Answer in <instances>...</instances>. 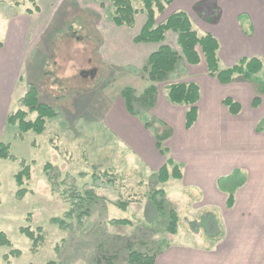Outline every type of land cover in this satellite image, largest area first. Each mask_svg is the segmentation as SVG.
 Segmentation results:
<instances>
[{
  "label": "rangeland",
  "instance_id": "1",
  "mask_svg": "<svg viewBox=\"0 0 264 264\" xmlns=\"http://www.w3.org/2000/svg\"><path fill=\"white\" fill-rule=\"evenodd\" d=\"M41 1L0 0V41L5 44L10 37L11 55L19 37L10 28L13 16L27 15L26 9L34 3L41 7ZM83 1L64 0L59 9L62 20L40 37L33 51L26 47L22 53L19 78L23 81L15 93L34 84L40 99L58 114L48 120L41 134L29 131L19 138L16 126L0 127V141L9 143L10 153L16 157L0 159V230L11 242L10 246H0V264H46L48 260L56 264H127L129 242L134 244L131 248L157 256L159 264H264V242H253L256 229L244 206L248 203L249 207L251 181L237 191V201L235 198L231 208L225 206V194L215 188L216 177L236 167L250 172L255 162L251 152L262 139L254 126L264 117V93L259 92H264V72L248 82L238 78L221 86L209 78L203 62L190 66L179 60L166 83L199 84L201 100L196 123L188 130L184 128L186 107L166 100L164 83H156V106L131 116L123 109L119 93L129 86L140 94L150 85L141 67L158 44L133 42L141 28L138 19L132 28L109 36L117 47L122 44L119 52L123 59L120 66L116 60L112 62L116 68L106 65L101 49L106 46L108 28H117L107 14L110 4L103 0ZM42 14L45 18L46 6ZM165 43L179 52L172 32ZM220 65L224 67L222 62ZM85 71L90 74L84 75ZM230 95L242 102L237 115L229 114L221 103ZM255 96L261 103L253 108L251 100ZM208 103L211 112H207ZM18 106L15 99L9 109L13 111ZM153 117L166 123L152 121ZM146 118L150 125L145 130L142 127ZM167 126L173 133L163 145L169 149L167 156L182 166L183 178L161 185L153 175L164 156L154 148L153 134ZM132 143L139 145L141 152ZM22 161L30 164L31 177L25 184L29 191L18 199L14 174ZM46 162L61 173L57 190L43 172ZM235 177L247 175L239 173ZM71 183L79 191L93 186L96 196L88 215L81 221L66 219L70 226L62 228L52 223V218L63 217L69 209L62 190ZM225 183L224 178L219 180V184ZM162 186L179 213L175 234L165 230L166 219L157 215L149 201L150 190ZM258 198L259 204H264V194L260 192ZM118 200L128 201L129 205L118 208L114 205ZM27 213L31 215L32 228H42L44 241L37 249L19 230L28 224ZM213 217L220 218L223 235ZM113 218H127L131 224H112ZM11 249L20 250V254L5 260L3 256Z\"/></svg>",
  "mask_w": 264,
  "mask_h": 264
},
{
  "label": "trees",
  "instance_id": "2",
  "mask_svg": "<svg viewBox=\"0 0 264 264\" xmlns=\"http://www.w3.org/2000/svg\"><path fill=\"white\" fill-rule=\"evenodd\" d=\"M97 2L99 0H89ZM107 1L110 6L107 11L111 22L117 27L132 28L135 25V16L139 13L145 16V21L139 32L133 37L135 44L155 43L158 47L151 52L141 69L147 75L150 85H148L140 94H136L134 89L125 86L120 91L119 95L124 102L125 110L131 116H137L138 111L150 109L156 106L158 99L156 83H164L166 90V100L171 105H184V128L190 129L198 119V102L200 100V87L195 81L190 82H167L168 75L175 71L177 63L181 60L183 63L190 66H197L201 62L206 67L208 76L215 78L220 84L226 85L237 78L243 82L251 81L260 72H264V64L258 57H242L235 64L229 67H222L218 58L219 43L217 38L208 32L201 33L194 28L190 15L184 10H175L169 13L166 17L159 20L158 17L164 14L168 5L173 0H103ZM33 2V0H31ZM102 5V1L100 2ZM39 6L35 3L30 8L26 9L28 14L39 12ZM215 15V14H214ZM213 14L207 16L209 20H214ZM172 32L176 35V43L179 47V52L166 44V35ZM1 45V41H0ZM84 75L90 72H84ZM264 83V82H263ZM259 84V83H258ZM260 85V84H259ZM261 86V85H260ZM264 90V86H261ZM264 93L263 91H259ZM19 106L17 109L10 111L5 120V125L8 127L16 126L18 130L17 136L22 138V135L31 131L36 134H41L48 120L57 116V111L49 104L40 99L39 91L34 84H28L24 95L18 100ZM222 105L228 110L229 114L237 115L241 110V105L232 99L230 96H225ZM260 97L255 96L252 99L251 106L256 108L260 105ZM152 117V116H151ZM142 119V118H141ZM154 118L152 121H154ZM164 123L162 119H156ZM166 123V122H165ZM164 123V124H165ZM144 128L149 129L150 123L148 119H144ZM256 131L264 130V117L256 124ZM172 129L167 126L161 131L153 134L155 149L164 156V161L154 173L155 181L158 184H165L170 179L181 180L183 178L182 166L175 162L171 156H167L169 149L163 144L172 136ZM0 159L15 160L16 157L10 153V144L0 141ZM30 164L22 161L21 168L14 174V181L18 189L16 197L21 199L28 191L25 184L30 180ZM43 172L47 181L53 186V189H58L57 179L61 176L60 171L50 162H46L43 166ZM240 171L234 169L231 174L222 177L226 180L225 184H219L218 188L227 193L225 205L231 208L234 204L235 190L242 186L244 179L236 178L235 175ZM67 189L62 190V194L69 202V209L65 211L63 217H53L52 223L57 224L62 228L70 226V222L66 219H77L81 221L85 215L89 214V209L92 206L96 193L92 186L86 187L83 191L76 189L74 183ZM149 201L153 205L157 215L163 220L166 219L165 230L171 234L176 233V227L179 220L177 208L169 200L167 191L164 187L153 188L149 192ZM118 208H126L129 205L128 201L118 200L114 203ZM216 221H215V220ZM27 225L19 227L21 233L26 235L32 241V248L37 249L44 241L42 228L37 226L32 228L31 215L27 213ZM112 224L130 225L131 221L127 218H113L110 221ZM213 222L221 229V221L219 218L213 217ZM218 229V230H219ZM222 234V232L220 233ZM11 242L6 233L0 230V246H10ZM129 252L126 258L127 264H156V256L136 250L133 243H128ZM20 250L11 249L3 258L8 259L9 255L17 256ZM34 264V263H28ZM46 264H56L54 260H48Z\"/></svg>",
  "mask_w": 264,
  "mask_h": 264
},
{
  "label": "crops",
  "instance_id": "3",
  "mask_svg": "<svg viewBox=\"0 0 264 264\" xmlns=\"http://www.w3.org/2000/svg\"><path fill=\"white\" fill-rule=\"evenodd\" d=\"M41 2L42 6H39V12H34L27 15H18L16 16V18L13 16L10 28L12 27V33L15 35L18 34L19 37L16 38V44L14 45L12 55L10 48L11 40H9L10 37H7L8 40H6L5 44L2 43V45L0 46L1 128L5 125L6 116L11 110L9 109L11 103L15 101V99L19 100L26 92V89H22L18 94L15 93L17 85H19L23 81L22 78H19L21 76V65L24 61L22 53H24L26 47H28L27 51H33L38 42H40V37L42 38L43 35L45 36L51 30V28L55 26V23L62 20L59 15V9L64 0H46V5L45 1L42 0ZM80 2L85 3L83 0H80ZM72 4L73 1L69 2L68 5L71 6ZM44 6L47 7V14L45 18L43 17L44 14H42L44 12ZM85 6V4H81V7L86 8ZM168 6L169 7L166 9L164 14L161 15L160 19H163L169 13L175 10L186 11L190 15L194 28L196 30L201 33H211L217 38L219 43L218 58L219 61L224 64V67L232 66L242 57H258L264 64V0H173L172 3ZM212 14H215L213 16V18H215L214 20L211 21L206 18L207 16H211ZM240 17H243V19H241ZM138 19L141 27L145 21V16L137 14L135 16V24L137 23ZM125 28L126 27L116 28L113 26H111V28H108V33L106 34L108 39L104 41V44L106 46H103V48L101 49V56L102 61L110 67H117V65L112 64V62L115 60L120 66V63L123 59V55H121L119 52L120 46L122 44L117 47L115 43H112L110 41V38L115 33H123L124 31H122V29ZM168 34L169 32L167 33V35ZM27 37H30V39L27 40ZM5 52H7L6 55L4 54ZM19 65L21 67L20 71ZM209 78L213 79L212 77ZM236 79H238L237 76ZM214 80L219 83L215 78ZM211 83L215 85L213 81H211ZM220 85L222 86V84ZM230 97L235 100V98L231 95ZM236 100H238L237 102L241 105L242 109L243 107L241 100L239 98H236ZM122 103L123 109L125 110L123 100ZM199 109L200 107H198V116L200 111ZM207 112H211V106L209 103L207 104ZM126 113L128 114L127 111ZM255 126L254 130L256 131ZM142 128L144 129V127ZM142 132V129L139 128L138 134L141 135ZM256 132L261 135L260 137L262 139L257 142V145H254L252 147L253 151L251 152V154L252 157L255 158V162L251 164L250 172L245 171L244 167H236L233 168L229 173L220 175L215 178V188L219 191V193L225 194V196L227 197V193L218 188V180L231 174L234 169H237L240 171V173H244L245 175H247V177L242 178L244 179L243 185L235 190L234 204L235 198L237 201V191L247 185V180L251 181L249 207H247L248 203H245L244 206L247 210L250 211L252 226L256 229V235L254 236L255 239H253V242L255 244L256 242L259 243V241L264 242V204L260 205L258 202V195L260 194V192L261 194H264V130ZM127 142L129 144L131 143L130 141ZM131 145L135 147L136 150L140 151L139 145H135L133 143ZM255 217H257V219H255ZM257 223H260V225L257 226ZM221 228V235H223V226ZM251 250L253 251V248H251ZM251 262H253V259H251Z\"/></svg>",
  "mask_w": 264,
  "mask_h": 264
}]
</instances>
